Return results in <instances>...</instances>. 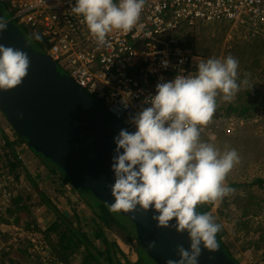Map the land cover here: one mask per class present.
<instances>
[{
    "label": "clouds",
    "instance_id": "obj_1",
    "mask_svg": "<svg viewBox=\"0 0 264 264\" xmlns=\"http://www.w3.org/2000/svg\"><path fill=\"white\" fill-rule=\"evenodd\" d=\"M144 5L145 0H76L71 12L82 17L97 45L103 46L114 30L131 31ZM6 28L0 20V31ZM32 38L42 40L37 33ZM198 62L194 74H178L158 83L155 95L146 101L150 106L132 118L135 131L121 129L114 137L110 185L114 202L108 209L112 213L151 210L157 228L187 233L188 248L177 246L179 259H167L165 264H199L202 249L217 251L221 225L197 207L219 204L233 193L225 181L240 162L235 149L221 152L213 143L201 141L200 134L217 113V98L231 102L248 80L238 82L239 61L231 55ZM29 66L26 52L0 45V90L19 86ZM148 247H155V242Z\"/></svg>",
    "mask_w": 264,
    "mask_h": 264
},
{
    "label": "built area",
    "instance_id": "obj_2",
    "mask_svg": "<svg viewBox=\"0 0 264 264\" xmlns=\"http://www.w3.org/2000/svg\"><path fill=\"white\" fill-rule=\"evenodd\" d=\"M0 2L2 10L10 16L8 20L27 29L31 35H41L42 53L48 55L64 75L133 131L132 118L150 106L146 101L155 95L158 83L171 81L178 74L195 73L197 62L203 57L194 49L190 37L198 27L229 24L232 30L264 36V0H145L133 29L114 30L106 36L103 46L97 45L81 22L82 17L71 12L76 0ZM228 45L231 47L232 42ZM215 114L202 128L201 141L208 135ZM2 117L0 208L11 204L14 197V173L10 166L24 164L23 152L29 148L24 140H17Z\"/></svg>",
    "mask_w": 264,
    "mask_h": 264
},
{
    "label": "rangeland",
    "instance_id": "obj_3",
    "mask_svg": "<svg viewBox=\"0 0 264 264\" xmlns=\"http://www.w3.org/2000/svg\"><path fill=\"white\" fill-rule=\"evenodd\" d=\"M2 11L3 18L8 20L9 14L5 10ZM20 30L24 32L23 28ZM192 36L193 33L190 37L193 47L203 60L222 59L231 55L239 61L238 82L248 80V85L241 84V90L231 102L217 98L218 115L209 127L204 142L213 143L221 152L226 148L235 149L240 156V162L230 171L225 181L234 189L233 193L226 196L219 204L205 205L210 206L208 213L221 225V240L229 254L239 264H264V36L250 31H235L229 24L216 23L198 27L195 35ZM228 42H232L231 47ZM34 48L40 50L37 46ZM57 69L65 74L59 66ZM243 108L251 110L239 115ZM5 125L7 126L8 123L5 122ZM23 154L24 164L16 163L10 168L14 173L13 196L20 194L23 200L27 199L24 200V204L30 208V213L22 215V222L34 217L38 219L37 224L43 231L53 222L52 213H48L45 207H37L41 192L59 211L75 221V224L79 222L82 226L85 225L91 219L92 212L79 192L73 189L57 168L56 173L50 172L47 166H52V162L44 159L31 148L24 150ZM91 198L84 196L83 199L90 201ZM246 209L248 216L243 220H249V223L238 226L237 222L243 214L242 210ZM74 212L76 217L72 216ZM0 215H3L2 208ZM28 231L24 227L18 228L0 222V250L12 244L13 255L22 259V263L52 264L48 261L51 257L50 250L43 235L32 230ZM106 234L109 239L117 242L127 260L137 261L135 240L125 242L121 237L125 238L126 233L117 227L107 230ZM261 235L263 237L260 240ZM7 237H10L9 241ZM17 238L29 240L32 244L29 252L33 256H39L40 260L21 256L16 251L19 248ZM95 243L98 244V241ZM73 264H82V261L74 260Z\"/></svg>",
    "mask_w": 264,
    "mask_h": 264
},
{
    "label": "water",
    "instance_id": "obj_4",
    "mask_svg": "<svg viewBox=\"0 0 264 264\" xmlns=\"http://www.w3.org/2000/svg\"><path fill=\"white\" fill-rule=\"evenodd\" d=\"M0 20L7 23L6 30L0 31V45L24 51L30 59L22 83L8 91L0 90L1 115L29 148L69 178L73 189L87 191L106 205L113 203L114 137L121 129L134 131L61 73L48 55L36 51L16 22L3 18L1 2ZM119 214L134 225L138 241L155 264L178 260L177 246H189L187 233L157 228L151 210ZM153 241L155 247L149 248ZM199 264L236 263L219 245L213 253L202 249Z\"/></svg>",
    "mask_w": 264,
    "mask_h": 264
},
{
    "label": "trees",
    "instance_id": "obj_5",
    "mask_svg": "<svg viewBox=\"0 0 264 264\" xmlns=\"http://www.w3.org/2000/svg\"><path fill=\"white\" fill-rule=\"evenodd\" d=\"M23 30V34L27 38L31 46L33 48L34 46H37L40 50L38 51L35 48L34 49L38 52H42L44 47V40L42 39L41 41H36L32 38L33 35H31V33L27 29L23 28ZM183 41L185 42L184 39ZM250 110L251 109L243 108L242 112L238 113L239 115H242ZM11 130L17 136L18 141L23 140L15 133L12 127ZM13 165H11L10 167L12 168ZM47 167L52 174L56 173L57 168L58 172L61 173L62 176L70 183L69 178L56 165H48ZM243 186H245V184ZM78 192L86 206H88L92 212L91 219H89V221H87V223H85V225L83 226L77 221V223L75 224V221L71 220V218H69L67 214L59 211L55 207V205L52 204V201L47 196L43 195V193L41 192H39L40 199L37 204V207H45L44 209L47 210L48 213H52L54 215L53 222L44 231L40 230L37 224L39 221L34 217H32V219H30L29 221L22 222V215L24 213H30V208L24 204V200L27 199L23 200L20 194H16L13 197L11 204L2 208L3 215H0V222L5 225L12 224L13 226L18 228L24 227L27 231L29 230L28 232L32 230L36 233L43 235L44 241L50 250L51 257L48 261L52 264H73L74 260H80L82 261V264H148L150 262L154 263L147 256L142 244L138 241L134 225L129 220L121 216L119 213L110 212L108 209V205L98 201L89 192L83 190H79ZM84 196H91L92 198L90 199V201L84 200ZM29 198L30 197H28V199ZM209 209L210 206H206L205 204L199 205L197 207V211L201 213L208 212ZM242 211L243 214L237 222L238 226H242L249 223V220H243L245 217L248 216V210L246 209ZM5 213L6 218H4ZM72 216L76 217V213L74 212ZM114 227H117L121 229L124 233H126L127 236L125 238L121 237V239H123L125 242L129 243L133 240L136 241V262H130L129 260H127L125 254L122 252L117 242L115 240L109 239L108 235L106 234V231H109ZM262 237L263 235L260 236V240L262 239ZM7 238V240L9 241L10 237ZM24 239L25 238L16 239V242L18 243L17 245L19 246L16 251H18L21 256L23 255L28 259H35L39 261V256H33L31 252H29V248L32 247L31 242L29 240ZM96 241H98V244L95 243ZM217 241L218 244L224 248V251L228 255V257L233 260L236 264H239L225 248L224 243L221 240L220 232L217 234ZM24 243L26 244L24 245ZM12 248V244H10V246H6L0 250V264H24L22 263V259L13 255ZM257 249H259V247Z\"/></svg>",
    "mask_w": 264,
    "mask_h": 264
},
{
    "label": "flooded vegetation",
    "instance_id": "obj_6",
    "mask_svg": "<svg viewBox=\"0 0 264 264\" xmlns=\"http://www.w3.org/2000/svg\"><path fill=\"white\" fill-rule=\"evenodd\" d=\"M216 114L218 115V113H216ZM217 115H216V116H217Z\"/></svg>",
    "mask_w": 264,
    "mask_h": 264
}]
</instances>
